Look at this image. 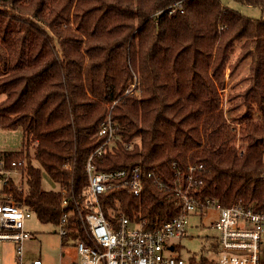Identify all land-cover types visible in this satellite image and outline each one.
<instances>
[{
    "label": "trees",
    "instance_id": "16d2710c",
    "mask_svg": "<svg viewBox=\"0 0 264 264\" xmlns=\"http://www.w3.org/2000/svg\"><path fill=\"white\" fill-rule=\"evenodd\" d=\"M234 1L264 11V0ZM248 59L249 86L225 112L228 65L232 75ZM135 79L139 94H126ZM2 96L0 127L24 134L23 150L7 158L30 160L34 142L40 165L29 167L25 196L8 191L43 224L59 221L64 195L42 189V169L82 203L91 156L98 172L140 167L167 185L177 170L203 165L204 198L264 213V17L221 0H0ZM107 119L116 127L111 147L99 136ZM117 201L149 229L179 213L148 179L140 198L126 190L101 196L108 219Z\"/></svg>",
    "mask_w": 264,
    "mask_h": 264
},
{
    "label": "built area",
    "instance_id": "2783aa9c",
    "mask_svg": "<svg viewBox=\"0 0 264 264\" xmlns=\"http://www.w3.org/2000/svg\"><path fill=\"white\" fill-rule=\"evenodd\" d=\"M176 7L180 8V4ZM140 82L135 79L126 94L138 95ZM224 91V90H223ZM223 91L221 92L223 94ZM222 108L226 112L223 102ZM99 136L106 137L105 146H113L116 127L107 119ZM237 144L239 155L245 149ZM130 149V146L127 147ZM102 147L95 154H101ZM89 159L88 186L80 196L82 203L67 198L60 205L59 221L53 224L62 238H71L79 261L72 264H261L264 255V213L242 204L223 206L217 199L204 198L199 191L203 165L190 166L185 173L177 170L171 185L155 175L143 176L141 168L98 172ZM30 160L27 157L8 159L0 153V243L14 246L15 264H43L40 259L26 263L24 249L32 234L27 222L35 213L16 200L8 191L13 186L24 196L28 192ZM68 168V166H65ZM146 179L175 201L179 213L156 229L148 228L144 218L130 219L122 201L115 202L111 219L101 208L100 197L116 190H126L134 197L143 194ZM74 201L72 207L71 201ZM214 214L212 227L218 232L217 242L210 251L213 258L185 260L180 243L187 237L189 217ZM0 264H3L0 257Z\"/></svg>",
    "mask_w": 264,
    "mask_h": 264
},
{
    "label": "rangeland",
    "instance_id": "374dc122",
    "mask_svg": "<svg viewBox=\"0 0 264 264\" xmlns=\"http://www.w3.org/2000/svg\"><path fill=\"white\" fill-rule=\"evenodd\" d=\"M223 6L232 8L242 15L259 19L264 17V11L260 8H253L242 5L234 0H221ZM240 48L237 46L235 52L231 55V62L235 63ZM232 65V64H231ZM250 59L240 64L234 74L231 75V68L226 70V88L222 94V102L226 111L231 105L230 98L243 92L248 86L246 76L249 73ZM4 96L0 97V102ZM239 99H235L237 102ZM238 136L237 144L245 147V141L240 135V126H237ZM24 134L21 129L8 130L0 127V153L14 152L19 153L23 150ZM36 143L31 142L29 146L30 162L33 166L39 167L35 161ZM42 189L44 191H59L60 185L54 182L49 175L42 169ZM215 221L214 214H204V216L191 215L189 217V226L187 237L180 243V254L183 259L201 260L203 258L211 259L214 257L210 248L217 242L218 232L212 227ZM27 229L32 234L31 240L26 243L24 256L26 263H30L33 259H40L43 264H72L80 259L73 240L71 238H62L58 228L53 224H43L37 216H33L27 222ZM264 247V246H263ZM0 257L3 264H15L14 246L10 243H0ZM261 264H264V255Z\"/></svg>",
    "mask_w": 264,
    "mask_h": 264
}]
</instances>
